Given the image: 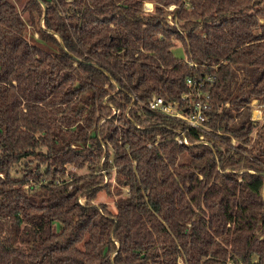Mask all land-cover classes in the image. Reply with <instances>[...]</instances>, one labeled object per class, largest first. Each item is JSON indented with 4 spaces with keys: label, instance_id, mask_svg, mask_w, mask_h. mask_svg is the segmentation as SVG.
Segmentation results:
<instances>
[{
    "label": "trees",
    "instance_id": "trees-1",
    "mask_svg": "<svg viewBox=\"0 0 264 264\" xmlns=\"http://www.w3.org/2000/svg\"><path fill=\"white\" fill-rule=\"evenodd\" d=\"M170 4L183 32L167 23ZM24 10L30 36L0 0V264H264V126L251 105L264 92L248 84L264 67L246 60L232 90L230 60L264 55V0H27ZM196 75L214 77L215 136L203 144L190 129L192 144H179L186 124L148 101L180 100ZM112 178L128 190L115 211L96 202Z\"/></svg>",
    "mask_w": 264,
    "mask_h": 264
},
{
    "label": "built area",
    "instance_id": "built-area-1",
    "mask_svg": "<svg viewBox=\"0 0 264 264\" xmlns=\"http://www.w3.org/2000/svg\"><path fill=\"white\" fill-rule=\"evenodd\" d=\"M148 2H150L151 5H153L154 3L152 1H145L144 10L146 12H151L154 10V8L152 9V7H149L147 5L149 4ZM176 8L177 4H170L166 7V11L168 12L166 15L167 23L170 26H174L182 31L178 19L176 15H174V11L176 10ZM183 60L184 63L189 64L190 67L197 66L196 62L188 59L187 57ZM213 81L214 77L211 75H208L206 77L198 75L189 76L186 79L189 90L181 94L180 100L169 101L164 96L155 94L148 101L149 108L154 112L175 118L186 124L185 129L177 130L178 134L176 135L175 139L179 144H192L186 136V132L190 129H195L200 132V142L203 144H209L210 137L215 136V130L211 128L208 123L210 121V116L207 114V110L211 106V92L205 89L207 84L212 83ZM136 98L137 97H134V99ZM184 102L187 104V108L185 109L182 108ZM232 143L235 144L236 139L233 138ZM85 200L86 199L83 197L80 198L81 203H84Z\"/></svg>",
    "mask_w": 264,
    "mask_h": 264
},
{
    "label": "rangeland",
    "instance_id": "rangeland-1",
    "mask_svg": "<svg viewBox=\"0 0 264 264\" xmlns=\"http://www.w3.org/2000/svg\"><path fill=\"white\" fill-rule=\"evenodd\" d=\"M12 1L16 4L17 9L20 11L22 17L27 22L28 25L27 34L28 36H30L34 32V27L30 24L29 13L24 10L27 0H12ZM148 6L152 7L153 9L154 3L153 5H148ZM34 36L36 37L37 33H34ZM174 52L178 57L183 59L186 58L185 52L180 43L176 45V47L174 48ZM251 59H254L252 64L253 66L259 65L261 67H264V55L260 53V49H245V50L242 49V50L234 51L230 54V60L234 63V68L236 70V77L234 83H232V90H234L239 84H241L244 81L245 72L242 70V64L245 63L246 60H251ZM248 84L252 86L256 94L261 95L264 92V72L262 75L257 74L254 77L249 76ZM251 99H252L251 105L253 107L252 118L259 119L261 125L264 126V100L260 97H257L256 95L252 96ZM254 138H255V134H254ZM78 171L81 174H86L88 172L86 168L80 169ZM107 179L108 178H106V180ZM119 189H120V184L118 183L117 179L112 178L110 182V192H108L107 190L101 191L96 198V202L106 203L112 211H115L116 199L119 198L120 196H126L128 194V190L126 187H123V192L121 194L118 193ZM188 205L185 204L184 206L186 207ZM187 215L188 213L182 211V213L179 214L178 218L185 219ZM155 221H156L155 218L153 217L150 218V223H154ZM178 225L179 223L175 226L172 225L170 227L172 229H176V231L180 233V229ZM160 228L161 227H159L158 232L161 237L168 234V232L164 230H160ZM150 234L151 233L148 230H143L138 235L140 237H148ZM180 235L183 236L182 233H180Z\"/></svg>",
    "mask_w": 264,
    "mask_h": 264
},
{
    "label": "bare ground",
    "instance_id": "bare-ground-1",
    "mask_svg": "<svg viewBox=\"0 0 264 264\" xmlns=\"http://www.w3.org/2000/svg\"><path fill=\"white\" fill-rule=\"evenodd\" d=\"M148 3H149V4H147V5H151L150 2H148Z\"/></svg>",
    "mask_w": 264,
    "mask_h": 264
},
{
    "label": "water",
    "instance_id": "water-1",
    "mask_svg": "<svg viewBox=\"0 0 264 264\" xmlns=\"http://www.w3.org/2000/svg\"><path fill=\"white\" fill-rule=\"evenodd\" d=\"M45 11H46V9H45ZM45 11H44V12H45Z\"/></svg>",
    "mask_w": 264,
    "mask_h": 264
}]
</instances>
